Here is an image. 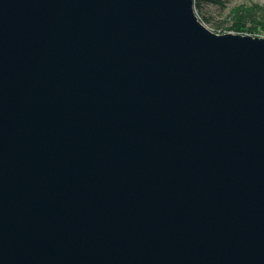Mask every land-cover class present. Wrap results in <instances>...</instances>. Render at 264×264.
I'll list each match as a JSON object with an SVG mask.
<instances>
[{
	"label": "water",
	"instance_id": "95a60500",
	"mask_svg": "<svg viewBox=\"0 0 264 264\" xmlns=\"http://www.w3.org/2000/svg\"><path fill=\"white\" fill-rule=\"evenodd\" d=\"M193 0H0V264H264V38Z\"/></svg>",
	"mask_w": 264,
	"mask_h": 264
},
{
	"label": "rangeland",
	"instance_id": "374dc122",
	"mask_svg": "<svg viewBox=\"0 0 264 264\" xmlns=\"http://www.w3.org/2000/svg\"><path fill=\"white\" fill-rule=\"evenodd\" d=\"M244 10H249L255 14L242 15ZM194 13L209 30H215L213 32L217 34L231 33L241 35L244 30L242 24L251 22L245 28L250 33L257 34L256 37L264 36V0H219V3L211 0H201L199 6L194 7ZM244 17L247 18L246 22H243ZM253 17L258 22L259 27L257 29L254 28Z\"/></svg>",
	"mask_w": 264,
	"mask_h": 264
},
{
	"label": "bare ground",
	"instance_id": "6f19581e",
	"mask_svg": "<svg viewBox=\"0 0 264 264\" xmlns=\"http://www.w3.org/2000/svg\"><path fill=\"white\" fill-rule=\"evenodd\" d=\"M194 1V0H193ZM253 14H255V13H253V12H251V11H249V10H244L243 12H242V15H253ZM253 19V21L255 22V29H257L259 26H258V22H257V20H256V18L255 17H253L252 18ZM202 24H203V21L202 20H199ZM247 21V18L246 17H244L243 18V22H246ZM249 23H251V22H246V23H244V24H242L243 25V29L245 30H243L242 32H241V36H251V37H256V35L257 34H252V33H250L246 28H245V26L247 25V24H249ZM204 25V27H206L205 26V24H203ZM253 25V24H252ZM207 28V27H206ZM258 38H264V36L263 37H259L258 36Z\"/></svg>",
	"mask_w": 264,
	"mask_h": 264
},
{
	"label": "trees",
	"instance_id": "16d2710c",
	"mask_svg": "<svg viewBox=\"0 0 264 264\" xmlns=\"http://www.w3.org/2000/svg\"><path fill=\"white\" fill-rule=\"evenodd\" d=\"M201 0H194L193 2H194V7H196V6H199V2H200ZM212 2H215V3H219V0H211ZM200 19V18H199ZM206 21H209L207 18H204ZM201 20V19H200ZM249 20H251V19H249ZM242 23V22H241ZM213 31H215V30H213Z\"/></svg>",
	"mask_w": 264,
	"mask_h": 264
}]
</instances>
